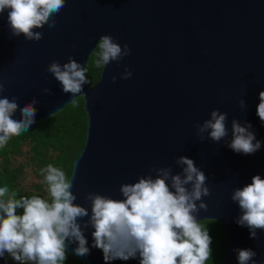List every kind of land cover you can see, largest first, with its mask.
Returning <instances> with one entry per match:
<instances>
[{
  "label": "water",
  "instance_id": "water-1",
  "mask_svg": "<svg viewBox=\"0 0 264 264\" xmlns=\"http://www.w3.org/2000/svg\"><path fill=\"white\" fill-rule=\"evenodd\" d=\"M54 18V28L38 29L41 40L28 41L23 35L11 37L7 11L0 15V82L2 95L18 97L21 107L37 99L36 122L84 97L86 142L70 176L76 203L90 210L84 200L88 192L122 199L121 184L136 182L152 166L180 172L176 159L187 156L205 173L211 190L204 197L208 210H201L198 219L218 220L227 232L224 264H239L236 249L254 250L257 264H264V231L250 238L236 222L241 212L231 199L233 190L251 183L253 176L264 177V124L257 116L264 91V0H66ZM106 34L122 47L127 44L131 54L104 65L94 85L86 71L82 93H64L48 66L72 57L86 69ZM125 69L132 72L128 79L121 78ZM214 109L227 112L229 136L219 143L201 141L195 126ZM20 116V111L14 114ZM234 118L251 123L262 142L255 154L227 147ZM91 231H85L90 248ZM74 246L68 254L81 262L105 264L101 250L91 248L82 258L73 254ZM0 264L12 262L6 256Z\"/></svg>",
  "mask_w": 264,
  "mask_h": 264
},
{
  "label": "clouds",
  "instance_id": "clouds-1",
  "mask_svg": "<svg viewBox=\"0 0 264 264\" xmlns=\"http://www.w3.org/2000/svg\"><path fill=\"white\" fill-rule=\"evenodd\" d=\"M66 0H0V15L7 11L10 36L23 35L25 40L43 38L45 25L54 28L56 15L64 8ZM97 67L119 62L131 54L111 35L99 39ZM64 93L72 96L82 93L88 82L86 69L75 58L61 64L53 61L47 68ZM132 72L125 69L121 78L128 79ZM117 77L114 75L112 81ZM5 85L0 82V148L14 136L26 132L36 123L38 103L36 98L18 103V97L3 96ZM43 91L51 95L52 89ZM240 106L246 108L241 99ZM20 111V117L14 114ZM257 116L264 124V91L259 93ZM228 114L214 109L210 118L196 124L201 141L210 139L219 143L229 136ZM231 139L227 147L243 155H253L261 149L262 142L251 130L250 122L232 120ZM207 133V137L204 136ZM180 172L171 166H152L150 173L134 183H123L119 191L122 199L98 192H88L84 200L89 207L76 203L73 193V176L52 164L42 169L48 198L38 195L9 196L7 187H0V259L6 256L15 264H65L68 249L79 257L90 255L91 248L102 251L105 264L138 259L139 264H208L212 238L198 219L201 210L207 211L204 197L211 195L208 178L194 160L187 156L176 159ZM151 173H155L153 176ZM241 215L237 224L246 227L250 238L256 239L264 231V177L257 174L251 183L237 187L231 195ZM22 209V212L19 211ZM87 219L85 220V218ZM92 229V245H88L85 231ZM239 264H257V253L252 249H236Z\"/></svg>",
  "mask_w": 264,
  "mask_h": 264
},
{
  "label": "trees",
  "instance_id": "trees-1",
  "mask_svg": "<svg viewBox=\"0 0 264 264\" xmlns=\"http://www.w3.org/2000/svg\"><path fill=\"white\" fill-rule=\"evenodd\" d=\"M99 51L97 45L88 59L86 71L90 85L100 80L104 68V65H96ZM87 126L85 100L78 96L49 118L37 121L26 132L12 137L5 147L0 148V187H7L9 196L15 193L17 199L33 195L47 199V185L41 170L52 164L70 179L74 161L86 142ZM31 177L29 184L26 183ZM200 223L212 238V255L208 264H224L228 235L223 224L209 219ZM65 264L85 263L68 254Z\"/></svg>",
  "mask_w": 264,
  "mask_h": 264
},
{
  "label": "rangeland",
  "instance_id": "rangeland-1",
  "mask_svg": "<svg viewBox=\"0 0 264 264\" xmlns=\"http://www.w3.org/2000/svg\"><path fill=\"white\" fill-rule=\"evenodd\" d=\"M31 179H33V178L31 177V178H29V179H26V183L29 184V182L31 181ZM29 187H31V186L29 185Z\"/></svg>",
  "mask_w": 264,
  "mask_h": 264
},
{
  "label": "built area",
  "instance_id": "built-area-1",
  "mask_svg": "<svg viewBox=\"0 0 264 264\" xmlns=\"http://www.w3.org/2000/svg\"><path fill=\"white\" fill-rule=\"evenodd\" d=\"M11 259V258H10ZM12 264H15V262L11 259Z\"/></svg>",
  "mask_w": 264,
  "mask_h": 264
}]
</instances>
